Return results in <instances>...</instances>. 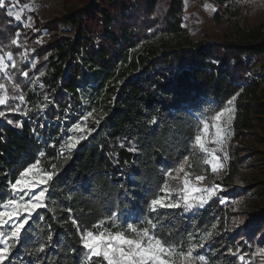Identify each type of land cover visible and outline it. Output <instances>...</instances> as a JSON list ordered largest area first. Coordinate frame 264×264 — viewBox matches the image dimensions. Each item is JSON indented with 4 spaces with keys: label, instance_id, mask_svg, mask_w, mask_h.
Returning <instances> with one entry per match:
<instances>
[{
    "label": "trees",
    "instance_id": "trees-1",
    "mask_svg": "<svg viewBox=\"0 0 264 264\" xmlns=\"http://www.w3.org/2000/svg\"><path fill=\"white\" fill-rule=\"evenodd\" d=\"M208 1L217 9L213 20L220 31L211 42L188 39L182 0H62L60 17L44 24L34 18L33 28H23L0 9V53L11 51L21 68H31L36 61L29 72L36 83H26L16 73L26 98L21 108L28 114L6 112L22 127L0 117V201L12 195L10 182L35 160L48 171L55 165L59 173L50 187L48 207L40 210L43 220L32 225L11 264H102L100 258L86 260L72 218L81 231H116L106 219L112 211L122 213L125 227L127 221L149 215L148 202L164 196L160 189L169 184L168 173H174L185 156L188 171H206L202 153L193 146L199 121L221 110L237 92L232 123L236 141L264 120V72L256 69L259 60L264 67V33L241 22V0ZM56 23L70 26L73 36L37 43L36 30L48 32ZM12 39L20 46L12 45ZM26 50L29 59L21 62ZM45 95L52 103L41 111ZM88 112L92 115L83 123L87 138L68 155L66 147H60L70 136L65 124ZM233 146L224 187L243 165ZM133 147L137 151L129 150ZM158 211L165 216L163 235L171 228L178 242L185 241V251L189 233L192 243L212 234L205 247L197 249L209 264H238L227 249L240 243L245 253L241 237L249 244L264 243L259 239L264 212L235 228L232 213L215 199L196 212ZM101 220L99 229L93 227ZM48 233L53 235L50 242ZM45 242L50 247L38 258L29 255L33 246Z\"/></svg>",
    "mask_w": 264,
    "mask_h": 264
},
{
    "label": "snow or ice",
    "instance_id": "snow-or-ice-1",
    "mask_svg": "<svg viewBox=\"0 0 264 264\" xmlns=\"http://www.w3.org/2000/svg\"><path fill=\"white\" fill-rule=\"evenodd\" d=\"M17 2L18 0H0V9H6L7 16L14 18L17 24L23 23L25 28H32V17L28 16L27 21H24L23 17L25 9L29 11L31 9L28 5L18 9ZM247 2L257 7L264 6V0H247ZM206 8L213 13L217 10L211 5H206ZM19 35L17 30V38ZM40 42L37 40V43ZM11 44L20 46L18 39H12ZM20 59L21 62L29 59L27 50L21 53ZM35 67L36 61H32L31 68H21L16 63L11 51H3L0 54V74H3V80L11 85L10 92L6 84L0 82V106H4V110H0V117L6 118L8 124L17 128L22 127V122L7 118L6 112L27 115L28 110L21 108V105L26 103V98L21 83L16 80V73L24 77L26 83L34 84L36 80L30 78L29 72ZM10 68L15 71L10 72ZM39 75L44 76V72H40ZM239 95L240 92H237L226 101L221 110L199 121L202 127L194 137L193 146L205 154L203 163L209 165L214 174L225 170L224 162L229 158L227 143L232 138L231 125L236 112L235 102ZM44 99L47 103L41 107V111L48 107L49 103H52L47 95ZM16 101L19 103H15ZM91 115L92 113L88 112L82 117V120L86 121ZM152 123H156L155 119ZM69 131H78L81 135L69 136L66 144H61L62 149L66 147L68 155L87 138L84 134L86 129L82 127L81 123H75ZM91 131V129H87L88 134ZM209 144L215 145V147L210 148L208 147ZM129 150L137 151L134 147ZM217 153H222V158ZM39 155L43 157L45 153L40 152ZM68 155H65L64 158L67 159ZM188 161L189 157L185 156L183 162L171 170L182 174V176L176 177L182 181V186L170 187L166 182L160 189L164 196H155L148 202L149 215H145L138 221H127L126 227L125 222L121 220L122 213L119 211H112L106 216V219L112 222L113 227L117 228L116 231L107 229L100 231L84 229L81 231L78 221L72 218L71 223L76 226V231L80 235L81 248L84 250L86 260L92 262L93 258H100L102 264H209L206 256L198 252L197 249L204 248L205 242L209 240L212 234L203 235L200 243H192L193 233H189L187 250L185 251V241L180 240L178 242L171 228H168V236L163 235L167 228L163 223L165 216L158 211L159 209H183L185 213L195 212L204 209L214 197L219 199L221 205H224L229 199L219 195L223 191L220 185L206 184L205 175H194V173L186 171L185 166ZM40 163V160H35L21 170L15 181L10 182L12 195L0 201V264H11L14 251L21 246L20 242L28 237L32 225L37 219L43 220L40 210L48 207L50 187L59 173L56 171L55 165L52 171H48L41 168ZM168 175H171V172ZM193 175L194 179H190ZM173 192L177 193L174 199L172 198ZM69 211L71 210L69 209ZM244 223L243 219H234V227ZM103 224L104 220H101L93 227L99 229ZM212 227L215 228L216 225L214 224ZM229 230L231 229L225 228V231ZM241 239L244 244L250 243L243 237ZM259 239L264 240V233L260 234ZM52 240L53 235L48 233L47 241ZM48 247L50 245L47 242L39 243L38 246L31 248L29 255H37L38 258V254L44 253ZM72 251L75 252V249ZM227 251L233 256H238L241 262L245 260V255L241 254L242 246L240 243H237L234 249L229 247ZM257 251L260 256L264 257V247H258Z\"/></svg>",
    "mask_w": 264,
    "mask_h": 264
},
{
    "label": "rangeland",
    "instance_id": "rangeland-1",
    "mask_svg": "<svg viewBox=\"0 0 264 264\" xmlns=\"http://www.w3.org/2000/svg\"><path fill=\"white\" fill-rule=\"evenodd\" d=\"M22 1L25 2L23 3ZM182 1L184 7L182 27L185 29L188 39L193 42H211L217 39L216 37L220 36V31L216 27L213 20L215 12L213 13L206 8V5H211L213 7L215 6L208 0ZM24 5H28L31 9L30 11L25 9L23 17L24 21H27L28 16L32 17V28L36 23L34 18H37L39 23L44 24L47 21H51L54 18L60 17L64 11L62 0H18V9L22 8ZM241 6V22L248 25L249 27L258 28L264 33V6H253L252 4L248 3L247 0H241ZM12 19L15 21L14 18ZM21 24L23 26V23ZM48 30L50 31L47 32L43 29L36 30L40 31V35L37 39L41 41L40 43H44L50 40L52 37L73 36L71 27L64 26L60 23L51 25L50 29ZM256 69L260 72H264V67H262L260 60L256 63ZM0 82H4L3 74H0ZM261 87H264V81L262 82ZM59 99L60 98L58 97V100ZM84 122L85 121L82 120V117L74 118L72 121L68 120L67 124H65L67 135H81L80 132H70L69 129L75 123H81L82 127H84ZM61 124H63V122ZM231 130L232 138L227 143V152L229 158L224 162L225 170L221 173L214 174L211 172L210 166L203 163V165L206 167V171L200 175L206 176V184H218L222 187L223 191L220 192L219 195L228 197L229 199L227 202L224 205H221L218 198L214 197L213 199L217 200L219 205L222 207L229 209V211L232 213V226L234 227V219H243L245 221L251 215H257L264 212V120L252 130L244 132V136L237 141V134L234 132L232 125ZM231 145H234L233 147H236L237 152L240 153L243 159V165L238 170L233 181L230 182V186L224 187L221 182L224 181V179L229 174L228 166ZM208 147L214 148L215 145L209 144ZM217 155L221 156L222 158V153H217ZM202 157L204 160L205 154L202 153ZM185 170L188 171L186 166ZM178 176H182V174L174 172L170 175V187L182 186V181L176 179ZM190 179H194V175L190 177ZM176 196L177 193L173 192L172 198L174 199ZM237 227L238 226H235V228ZM258 247H264V243L254 242L253 244H247L246 252L241 253L245 255V260L241 262L238 259V256H233V259L238 264H264V257L259 255L257 251Z\"/></svg>",
    "mask_w": 264,
    "mask_h": 264
},
{
    "label": "built area",
    "instance_id": "built-area-1",
    "mask_svg": "<svg viewBox=\"0 0 264 264\" xmlns=\"http://www.w3.org/2000/svg\"><path fill=\"white\" fill-rule=\"evenodd\" d=\"M23 28H25V27L23 26Z\"/></svg>",
    "mask_w": 264,
    "mask_h": 264
}]
</instances>
